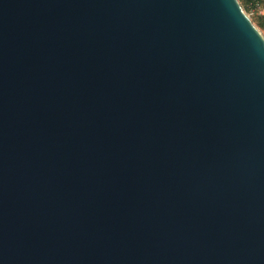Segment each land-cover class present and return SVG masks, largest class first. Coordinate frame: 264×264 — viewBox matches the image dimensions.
I'll return each mask as SVG.
<instances>
[{
    "label": "water",
    "instance_id": "obj_1",
    "mask_svg": "<svg viewBox=\"0 0 264 264\" xmlns=\"http://www.w3.org/2000/svg\"><path fill=\"white\" fill-rule=\"evenodd\" d=\"M0 264H264L239 0H0Z\"/></svg>",
    "mask_w": 264,
    "mask_h": 264
},
{
    "label": "built area",
    "instance_id": "obj_2",
    "mask_svg": "<svg viewBox=\"0 0 264 264\" xmlns=\"http://www.w3.org/2000/svg\"><path fill=\"white\" fill-rule=\"evenodd\" d=\"M239 1L243 5L244 9L245 7L248 8L251 7L264 23V0H239ZM246 12L249 14L247 10Z\"/></svg>",
    "mask_w": 264,
    "mask_h": 264
},
{
    "label": "rangeland",
    "instance_id": "obj_3",
    "mask_svg": "<svg viewBox=\"0 0 264 264\" xmlns=\"http://www.w3.org/2000/svg\"><path fill=\"white\" fill-rule=\"evenodd\" d=\"M245 9L249 12V15L253 19V22L261 29V31L264 34V23L260 19V17L257 15V13L251 8V7H245Z\"/></svg>",
    "mask_w": 264,
    "mask_h": 264
}]
</instances>
